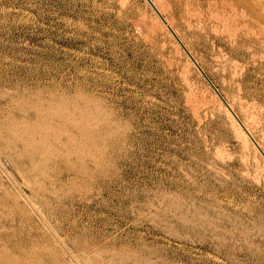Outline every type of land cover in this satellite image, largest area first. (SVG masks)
I'll return each instance as SVG.
<instances>
[{
  "label": "rangeland",
  "instance_id": "obj_1",
  "mask_svg": "<svg viewBox=\"0 0 264 264\" xmlns=\"http://www.w3.org/2000/svg\"><path fill=\"white\" fill-rule=\"evenodd\" d=\"M166 1L230 12L163 14L264 151V10ZM152 9L0 0V264H264L263 156Z\"/></svg>",
  "mask_w": 264,
  "mask_h": 264
},
{
  "label": "bare ground",
  "instance_id": "obj_2",
  "mask_svg": "<svg viewBox=\"0 0 264 264\" xmlns=\"http://www.w3.org/2000/svg\"><path fill=\"white\" fill-rule=\"evenodd\" d=\"M222 1V0H221ZM220 1V2H221ZM226 1V0H225ZM147 2V1H146ZM151 2H152V4L156 7V9L159 11V13L162 15V17L165 19V22H166V24L162 21V19L156 14V12H155V14H156V19H157V21H156V19H155V21L157 22L156 24H158L159 23V25H160V27H162V29H166L167 30V32H168V27H170V28H172V30L174 31V33L178 36V34H177V32L175 31V29L173 28V26H172V21H170V20H168V18H166L165 16H164V11L166 12V14H167V12L169 11V9H171L170 11L173 13V14H175V12L177 11V10H179L181 13H183V15H182V17H183V19H189V22L186 20V23L188 22V23H190V20H199V22H201L202 21V24H203V22H208V20H210V19H215V21H216V27H221V28H227V27H229V25L231 24L230 23V12H229V17L227 18V16H228V14H227V16L225 17V15H222L221 13H215L216 12V10H215V12L214 11H212V10H208L209 12H206V11H203L202 9L200 10L199 8L198 9H196L195 8V6L193 5H190V4H187V5H185L186 7L182 10V9H180V8H175V7H173V6H171V5H169V7H166V0L165 1H163V0H151ZM232 2H234L236 5H238V6H241V7H243L244 9H246V10H249V11H251L250 13H257L258 12V10H259V7L262 9L261 11H263L264 10V0H232ZM224 3V2H223ZM149 4V3H148ZM209 4V3H208ZM214 4H216V3H214ZM229 4V3H228ZM167 5H168V3H167ZM218 5V4H217ZM219 5H221V4H219ZM198 6V5H197ZM210 6V5H209ZM212 6V5H211ZM224 6V5H223ZM222 6V7H223ZM199 7H200V5H199ZM212 7H215V6H212ZM225 7H227V6H225ZM225 7H224V9H225ZM230 7V6H229ZM232 7H234L233 5H232ZM232 7H230V9L232 8ZM236 8V7H235ZM151 9H152V7H151ZM224 9H223V11H224ZM233 9V8H232ZM240 9V8H239ZM152 11H153V9H152ZM234 11H235V13H236V10L234 9ZM153 12V13H154ZM179 12V13H180ZM233 12V11H232ZM223 13V12H222ZM154 14V15H155ZM234 15V14H233ZM243 16H245V13L243 12V14H242ZM256 15V14H255ZM186 16V17H185ZM237 16V15H236ZM174 17V16H173ZM173 17L171 18L172 20H173ZM181 17V16H180ZM233 18V17H232ZM235 18V17H234ZM242 18H245V17H242ZM180 19V18H179ZM182 19V20H183ZM175 20V19H174ZM181 20V21H182ZM206 20V21H205ZM254 20V19H253ZM180 21V20H179ZM184 21V20H183ZM214 21V22H215ZM233 21H234V19H233ZM232 21V22H233ZM236 21H238V20H236ZM235 21V22H236ZM176 22V21H175ZM174 23V22H173ZM212 23V22H211ZM210 23V24H211ZM238 23V22H237ZM191 24H192V22H191ZM197 24V23H196ZM201 24V23H200ZM200 24H199V26H200ZM215 24V23H214ZM243 24L244 23H242V25L240 26L241 28L243 27ZM158 25V26H159ZM192 25H194V24H192ZM212 25V24H211ZM233 25V24H232ZM195 26V25H194ZM194 26H193V28H194ZM202 26V25H201ZM200 26V27H201ZM204 26H206V25H204ZM203 26V27H204ZM244 26H245V24H244ZM196 27V26H195ZM200 27H199V29H200ZM215 27V26H214ZM213 27V28H214ZM238 27V26H237ZM190 28V27H189ZM188 28V29H189ZM198 28V27H197ZM206 28V27H205ZM220 28V29H221ZM232 28V27H231ZM191 29V28H190ZM214 29H216V28H214ZM218 29V28H217ZM230 29V28H229ZM237 29V28H236ZM165 30V31H166ZM219 30V29H218ZM218 30H216V31H218ZM222 30V29H221ZM220 30V31H221ZM227 30V29H226ZM224 31V30H223ZM229 31V30H228ZM237 30H235V32H236ZM222 32V31H221ZM231 32V31H230ZM235 32H234V34H232L233 36L235 35ZM169 33H170V31H169ZM233 33V32H232ZM227 34H228V32H227ZM230 35V34H229ZM171 36H173V35H171ZM236 36V35H235ZM234 36V37H235ZM258 36H259V34H258ZM231 36H229V38H230ZM173 38V37H172ZM179 38V37H178ZM231 38H233V37H231ZM230 38V39H231ZM180 40H181V38H179ZM176 41V40H175ZM183 40H181V42H182ZM233 42H235L234 40H233ZM263 42V41H262ZM183 43V42H182ZM176 44V43H175ZM261 44V43H260ZM263 44V43H262ZM177 45V44H176ZM185 46V45H184ZM181 47V46H180ZM186 47V46H185ZM177 48H178V46H177ZM176 48V49H177ZM186 48H188V47H186ZM189 51V50H188ZM179 52V51H178ZM190 52V51H189ZM191 53V52H190ZM192 54V53H191ZM194 57V56H193ZM195 59V58H194ZM196 60V59H195ZM188 61V60H187ZM189 62V61H188ZM196 62H197V64L199 65V63H198V61L196 60ZM194 65V64H193ZM200 66V65H199ZM196 67V66H195ZM235 77V76H234ZM236 81V80H235ZM241 86V85H240ZM238 88V87H237ZM240 88V87H239ZM239 91H241L240 89H239ZM242 92V91H241ZM220 93V92H219ZM221 94V93H220ZM237 95V94H236ZM217 96V95H216ZM217 98H218V96H217ZM214 99V98H213ZM225 99V98H224ZM215 100H216V102H217V100L218 99H216L215 98ZM226 100V99H225ZM227 101V100H226ZM233 101V100H232ZM241 101V100H240ZM218 103V102H217ZM219 103H221L220 105H223L224 106V108L226 109V112H227V115H228V117H229V119L231 120L230 122H232V126L236 129V131L237 132H235V133H237L238 135H239V137L242 139V142H245V146H246V144H251L252 146H253V148H254V154H260L259 153V151H258V149L252 144V142L250 141V139H249V137L247 136V134L245 133V131L242 129V127L238 124V122L236 121V119L234 118V116L230 113V111L225 107V105L222 103V101L220 100L219 101ZM227 103H228V105L230 106V108L233 110V112L235 113V115L238 117V119L240 120V117L238 116V114H237V112L234 110V108L232 107V105L227 101ZM242 104V103H241ZM256 105V104H255ZM240 106V105H239ZM241 106H243V105H241ZM244 108H245V106H244ZM254 108V107H253ZM247 111H248V109H247ZM246 113V112H245ZM248 113V112H247ZM250 114H252V115H254L252 112L250 113ZM250 116V115H249ZM248 116V117H249ZM256 115H254L253 117H255ZM246 117V116H245ZM250 118V117H249ZM251 118H252V116H251ZM248 119V118H247ZM253 119V118H252ZM255 119H257V118H255ZM251 121V120H250ZM254 121V120H253ZM258 121V120H257ZM260 122V121H259ZM242 123H243V125L246 127V129L250 132V134L252 135V137L256 140V138L254 137V135L252 134V132H251V130H250V128H249V126L248 125H246L243 121H242ZM251 123H252V121H251ZM255 124H257V123H255ZM233 128V129H234ZM235 131V130H234ZM263 135V134H262ZM238 137V138H239ZM256 142L258 143V145L260 146V148L262 149V146H261V144L256 140ZM256 152V153H255ZM257 156V155H256ZM263 158V157H262ZM263 160H264V158H263ZM78 251V250H77ZM71 252H72V250H71ZM81 252V251H80ZM65 253V252H64ZM73 253V252H72ZM69 254H70V252H69ZM71 255V254H70ZM64 256V255H63ZM66 257V256H65ZM65 257H64V259H65ZM45 258V257H44ZM63 259V260H64ZM62 260V261H63ZM67 260V259H66ZM77 261H79V260H77ZM61 263V262H60ZM69 263V262H68ZM80 263V262H79ZM63 264V263H62ZM81 264V263H80Z\"/></svg>",
  "mask_w": 264,
  "mask_h": 264
},
{
  "label": "water",
  "instance_id": "obj_3",
  "mask_svg": "<svg viewBox=\"0 0 264 264\" xmlns=\"http://www.w3.org/2000/svg\"><path fill=\"white\" fill-rule=\"evenodd\" d=\"M150 6L153 8V10L156 12V14L162 19V21L166 24L165 19L162 17V15L159 13V11L156 9V7L152 4L151 0H146ZM169 31L171 32V34L174 36V38L177 40L178 44L183 48V50L185 51V53L187 54V56L189 57V59L193 62V64L197 67V69L199 70V72L202 74V76L206 79V81L209 83V85L213 88V90L216 92L217 96L220 98V100L222 101V103L225 105V107L230 111V113L234 116V118L236 119V121L238 122V124L242 127V129L245 131V133L247 134V136L249 137L250 141L252 142V144L258 149V151L260 152V154L263 156L264 158V151L260 148V146L258 145V143L256 142V140L252 137V135L250 134V132L246 129V127L243 125V123L238 119V117L235 115V113L233 112V110L230 108V106L228 105L227 101L224 99V97L219 93V91L217 90V88L214 86V84L212 83V81L209 79V77L206 75V73L203 71V69L197 64L196 60L194 59V57L192 56V54L188 51V49L184 46V44L181 42V40L178 38V36L174 33V31L172 30V28L168 27Z\"/></svg>",
  "mask_w": 264,
  "mask_h": 264
}]
</instances>
